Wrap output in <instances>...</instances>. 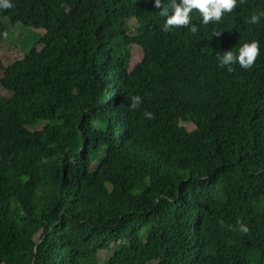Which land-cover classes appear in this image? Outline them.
<instances>
[{
    "label": "trees",
    "instance_id": "obj_1",
    "mask_svg": "<svg viewBox=\"0 0 264 264\" xmlns=\"http://www.w3.org/2000/svg\"><path fill=\"white\" fill-rule=\"evenodd\" d=\"M11 3L0 264H264V0L194 9L196 33L153 0ZM252 41L250 67L219 66Z\"/></svg>",
    "mask_w": 264,
    "mask_h": 264
},
{
    "label": "clouds",
    "instance_id": "obj_2",
    "mask_svg": "<svg viewBox=\"0 0 264 264\" xmlns=\"http://www.w3.org/2000/svg\"><path fill=\"white\" fill-rule=\"evenodd\" d=\"M236 3L237 0H179V2L177 0H170L165 6L162 4V0H153L154 8L160 9L159 15L165 18L162 25L163 31H169L171 28L177 26H187L188 30L192 33L197 32V25L190 24L189 13L192 10H197L201 17L200 23L207 25L209 21H219L223 13L231 12ZM12 6L11 0H0V8L8 9ZM257 20L258 16L252 14L248 22L256 23ZM216 35H219V33H216ZM257 54L258 46L255 41L244 43L239 46L235 53L231 50L223 53L219 57V66L224 67L225 65L237 62L241 67L248 68L253 64ZM228 70L231 71L232 69L229 68ZM139 103V96L132 97V107L138 106ZM144 116L151 118L152 114L145 111ZM240 230L247 232L248 228L241 224Z\"/></svg>",
    "mask_w": 264,
    "mask_h": 264
},
{
    "label": "rangeland",
    "instance_id": "obj_3",
    "mask_svg": "<svg viewBox=\"0 0 264 264\" xmlns=\"http://www.w3.org/2000/svg\"><path fill=\"white\" fill-rule=\"evenodd\" d=\"M24 34L25 28L21 24L9 28V32L5 33L4 38L0 42V59L5 60V62H12L24 57ZM31 41L33 42L34 40L32 39ZM0 94L10 96L11 92L0 84ZM148 264H158V261H151Z\"/></svg>",
    "mask_w": 264,
    "mask_h": 264
}]
</instances>
